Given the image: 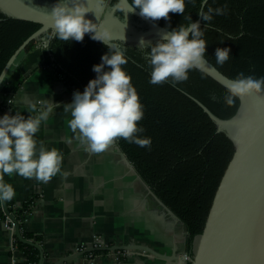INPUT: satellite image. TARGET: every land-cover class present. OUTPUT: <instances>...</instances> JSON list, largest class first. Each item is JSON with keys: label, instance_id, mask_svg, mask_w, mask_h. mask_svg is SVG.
<instances>
[{"label": "trees", "instance_id": "trees-1", "mask_svg": "<svg viewBox=\"0 0 264 264\" xmlns=\"http://www.w3.org/2000/svg\"><path fill=\"white\" fill-rule=\"evenodd\" d=\"M117 2L108 0L110 5ZM200 7V0H195L186 3L184 15L170 12L169 20L161 18L154 22L172 30L180 24L187 25L189 15L197 21ZM208 7L226 8L227 19L214 17L210 25L201 19L207 41L205 58L232 79L241 72L246 76H264V0H207L204 10ZM117 14L122 15V10L119 9ZM39 27L37 23L0 12V73L18 47ZM52 37L51 34L46 37V51L52 59V68L74 91L83 92L89 80L95 78L93 65L101 62L110 46L92 40L88 34L82 42ZM38 42H31L26 50ZM123 47L128 57V63L123 67L131 75V82L144 105V117L138 122L145 129L141 136L150 137L151 146L142 148L123 138L115 141L143 183L179 218L186 230L185 249L192 256L217 186L234 152L233 142L224 132L217 131L214 122L195 100L221 119L235 116L240 100L236 98L232 106L226 105L222 97L227 94V89L196 67L189 71L186 81L175 87L168 83L151 84L147 47L128 44ZM225 49L229 53L228 62L217 67L212 55ZM5 203L8 213L0 201V219L6 221L9 215L13 216L21 236L39 244L40 239L23 228L32 203L20 208L14 207L12 200ZM13 237L26 264H38L39 250L21 242L15 233ZM107 252L94 250L88 254Z\"/></svg>", "mask_w": 264, "mask_h": 264}, {"label": "crops", "instance_id": "crops-1", "mask_svg": "<svg viewBox=\"0 0 264 264\" xmlns=\"http://www.w3.org/2000/svg\"><path fill=\"white\" fill-rule=\"evenodd\" d=\"M40 42L21 52L7 72L0 86V115L34 117L39 110L53 106L35 137L62 154L60 172L47 182L15 174L4 176V182L15 189L14 207L32 203L23 228L40 239L42 264H54L92 248L95 239H100L103 247L135 244L160 255L169 256L175 250L178 260L129 250L85 253L63 264H180L179 254L185 250L183 225L149 194L116 150V141L102 153L86 150L79 142L68 127L70 113L64 110L75 91L54 71ZM11 238L7 224L0 219V264H26L21 251L13 257Z\"/></svg>", "mask_w": 264, "mask_h": 264}, {"label": "clouds", "instance_id": "clouds-1", "mask_svg": "<svg viewBox=\"0 0 264 264\" xmlns=\"http://www.w3.org/2000/svg\"><path fill=\"white\" fill-rule=\"evenodd\" d=\"M195 0H131L127 12L139 11L145 19L169 20V13L184 15L186 3ZM207 0H200L197 13L203 22L211 24L213 18L227 19V9L204 6ZM71 5V6H69ZM90 10L77 0H56L51 8L54 33L52 38L63 41L82 42L85 34L105 45L110 38L106 29L86 18ZM187 25H178L165 32L155 44L140 40L139 45L147 47V64L150 67L149 83L171 84L175 87L188 79V73L205 61L207 41L200 21L187 16ZM241 35L243 32L240 33ZM232 37H230L231 39ZM101 62L92 67L96 74L89 80L83 92L73 93L71 103L64 109L70 113L68 127L86 150L102 153L117 138H123L139 147H150L151 138L141 136L145 129L139 125L144 117V105L131 82V75L123 67L128 63L126 48L121 45L107 47ZM229 53L216 51L212 60L217 67L228 62ZM224 103L232 106L236 98L264 94V76L255 77L239 73L231 80ZM56 107L60 105L55 104ZM33 110L35 106L33 105ZM53 106L39 110L36 116L20 113L0 115V201H10L15 196L14 187L4 182V176L13 174L25 179L47 182L61 170L62 154L56 148H47L38 142L35 134L42 122L49 118ZM39 145V146H38Z\"/></svg>", "mask_w": 264, "mask_h": 264}, {"label": "water", "instance_id": "water-1", "mask_svg": "<svg viewBox=\"0 0 264 264\" xmlns=\"http://www.w3.org/2000/svg\"><path fill=\"white\" fill-rule=\"evenodd\" d=\"M106 1L77 0L90 10L86 18L109 32L110 38L105 42L109 46L123 43L144 48L145 46L139 45L141 39L152 44L157 43L165 32L171 31L140 16L138 10L127 12L131 4L129 0H118L114 5H107ZM55 3L56 0H0L2 14L40 25L7 61L0 73V86L19 54L31 42L42 41L47 44V34L53 36L51 8ZM119 9L122 10V15L117 14ZM197 21H201V17ZM196 68L226 89L231 83L232 78L223 74L207 58ZM239 100L237 114L228 119L218 118L195 100L214 122L217 131L224 132L233 142L234 152L213 196L203 230L195 241L193 255L188 259L190 264H264V94L253 93ZM116 150L123 156L128 167L133 169L118 146ZM145 187L156 202L181 223L146 184ZM2 205L5 213H8L5 201H2ZM9 219L14 225L17 238L39 250L38 264H42L41 246L33 240L24 239L15 218L9 215ZM183 233L186 236L185 227ZM94 250H142L166 261L178 260L175 250L169 256L160 255L148 247L130 244L84 249L54 264H63ZM183 253L184 251L179 254L180 264L187 262L182 256Z\"/></svg>", "mask_w": 264, "mask_h": 264}, {"label": "built area", "instance_id": "built-area-1", "mask_svg": "<svg viewBox=\"0 0 264 264\" xmlns=\"http://www.w3.org/2000/svg\"><path fill=\"white\" fill-rule=\"evenodd\" d=\"M40 45H41V47H44V48H46V46H47L46 42H42V41L40 42ZM5 223L7 224V227H8V229L11 232V237L12 238H11L10 251H11L13 257H14L15 252L16 251H19L16 248L15 243H14V237H13V235L15 233V231H14V225H13L12 221L9 219V217L7 218V220L5 221ZM94 247H103V245L101 244V240L100 239H95ZM182 256H183L184 260L187 261L186 262V264H187L188 263V259L191 257V254L185 250L184 253L182 254Z\"/></svg>", "mask_w": 264, "mask_h": 264}, {"label": "rangeland", "instance_id": "rangeland-1", "mask_svg": "<svg viewBox=\"0 0 264 264\" xmlns=\"http://www.w3.org/2000/svg\"><path fill=\"white\" fill-rule=\"evenodd\" d=\"M106 4H107V5L109 4V3H108V0L106 1ZM185 250H186V249H185ZM185 250H184V251H185ZM109 252H110V251H109ZM113 252L119 254L120 252H123V251H112V253H113ZM124 252H127V251H124ZM187 252H188V251H187ZM110 253H111V252H110ZM185 264H186V263H185Z\"/></svg>", "mask_w": 264, "mask_h": 264}, {"label": "flooded vegetation", "instance_id": "flooded-vegetation-1", "mask_svg": "<svg viewBox=\"0 0 264 264\" xmlns=\"http://www.w3.org/2000/svg\"><path fill=\"white\" fill-rule=\"evenodd\" d=\"M121 45L123 46L124 44L122 43Z\"/></svg>", "mask_w": 264, "mask_h": 264}]
</instances>
